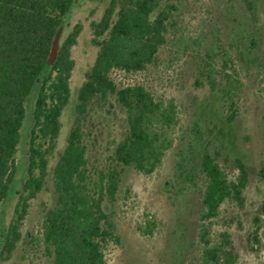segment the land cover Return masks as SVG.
Here are the masks:
<instances>
[{
	"label": "trees",
	"instance_id": "trees-1",
	"mask_svg": "<svg viewBox=\"0 0 264 264\" xmlns=\"http://www.w3.org/2000/svg\"><path fill=\"white\" fill-rule=\"evenodd\" d=\"M254 15L252 0H245ZM76 0H0V224L6 205L19 193L8 230L1 231L0 259L7 261L21 239L19 232L28 214L30 201L37 197L48 177L50 156L61 131L60 118L70 100V78L75 66L72 48L83 25L77 23L63 41L53 63L50 52L60 30L64 29ZM161 0H111L99 21L91 23L92 42L99 48L95 62L78 90L76 120L67 145L53 168L55 205L47 210L41 227V241L52 264H106L111 242L118 243L111 209L126 168L146 175L161 165L170 144L162 135L175 123V106L156 102L142 85L117 87L113 71L134 74L152 64L165 44L168 10H160ZM234 38L243 61L253 59L259 42L251 32ZM252 63V62H246ZM227 62H224V67ZM218 105L232 100V79L224 74L218 80L204 71ZM114 98L126 114L122 139L109 162L90 167L82 122L95 103ZM224 120L211 119L203 101L190 126L187 144L176 153V188L194 189L202 180V218L218 217L221 206L230 202L245 208L249 171L242 157L230 155L235 142L231 132L236 119L234 104ZM28 126L29 144L24 166L15 155L21 131ZM231 163L236 176L230 179L222 164ZM24 167V182L18 175ZM258 175L264 181V163ZM264 213V208H263ZM260 223V218H255ZM260 226L248 241L260 245ZM204 245L203 264H236L237 254L231 236L224 233L212 245L209 233L200 234ZM253 249V246L251 247Z\"/></svg>",
	"mask_w": 264,
	"mask_h": 264
},
{
	"label": "rangeland",
	"instance_id": "rangeland-1",
	"mask_svg": "<svg viewBox=\"0 0 264 264\" xmlns=\"http://www.w3.org/2000/svg\"><path fill=\"white\" fill-rule=\"evenodd\" d=\"M111 0H76L66 19L60 40L74 25L83 30L72 48L75 62L70 78V100L64 109L56 149L49 159L48 177L42 191L30 201L28 214L19 232L21 239L7 261L0 264H52L41 241V227L48 209L55 205L52 171L64 151L76 120L79 88L95 62L99 48L92 42L91 23L99 21ZM254 15L245 0H161L160 10H168L165 44L154 62L139 73L113 71L111 79L117 87L142 85L156 102L175 106V123L162 135L170 147L164 152L161 165L150 175L126 168L121 174L116 202L111 215L119 242H111L106 251V264H203V243L200 234L206 230L212 245L220 236H231L237 254L236 264H264V181L258 172L264 163V0H252ZM253 32L259 45L253 59L243 61L237 52L235 39ZM224 62L227 66L224 67ZM252 62V63H246ZM204 71L217 80L228 74L231 83L230 101L220 107V96L211 91ZM208 103L211 119L228 116L229 104H234L236 119L231 132L235 142L230 155L242 157L249 171L245 190V208L234 204L221 206L218 217L202 218L200 191L202 180L194 189L176 188V153L187 144L190 126L203 101ZM126 114L114 98L93 104L82 122L87 158L90 167L109 162L115 146L122 139ZM28 126L21 131V142L15 158L19 166L27 158ZM222 167L230 179L237 172L229 163ZM18 175L24 182V167ZM18 192L6 205L1 231H7L18 202ZM260 223H255V218ZM259 225L260 245L248 241ZM253 246V249L251 247Z\"/></svg>",
	"mask_w": 264,
	"mask_h": 264
},
{
	"label": "water",
	"instance_id": "water-1",
	"mask_svg": "<svg viewBox=\"0 0 264 264\" xmlns=\"http://www.w3.org/2000/svg\"><path fill=\"white\" fill-rule=\"evenodd\" d=\"M62 30H60L53 42V46L50 52V62L53 63L58 53V46L61 38Z\"/></svg>",
	"mask_w": 264,
	"mask_h": 264
}]
</instances>
